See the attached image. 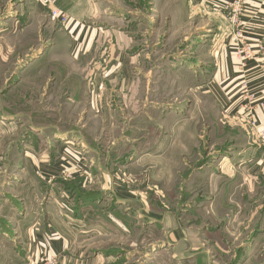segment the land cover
Segmentation results:
<instances>
[{
    "label": "rangeland",
    "instance_id": "obj_1",
    "mask_svg": "<svg viewBox=\"0 0 264 264\" xmlns=\"http://www.w3.org/2000/svg\"><path fill=\"white\" fill-rule=\"evenodd\" d=\"M131 1L143 6L144 9L147 7V0ZM230 2L231 0L221 2L201 0L200 3L197 0H155L154 12L150 10L148 14L146 10L142 12L143 18L140 17V20L142 18L144 23L153 20L155 24V33L150 39H154L156 43L154 46L147 41L145 44L149 45L131 49L132 55L139 50L140 55L137 60L143 67L138 70L140 72L138 75H136L138 71L133 69L135 77L138 78V81L136 80L138 86L142 90L150 80L149 89L147 88L151 92L149 101L167 104L166 106L172 109L171 112L181 106L183 112L177 115L183 116L188 121L189 127L180 131L174 130V127L168 129L169 123L174 119L164 124L163 118L150 110L148 112H151L149 114L154 121L142 117L141 111H147L149 101L141 98L138 102L139 110L130 111L131 115L139 116L129 122L128 130L132 125L133 129H136L133 135L139 139L143 138L144 144L149 143V145L152 137L161 135L162 132L165 135L170 134L168 143L164 142L165 139L166 141L169 139V135L152 150L160 153L154 155V158L162 155L161 152L166 146L172 147L170 153L164 159H145L132 167L108 169L109 177L94 175L80 167H75L76 165L71 170L62 171L56 176H42L24 162L26 145L32 149L37 148L39 144L42 146L40 143L43 137L42 131L37 133L34 129L39 128L40 122L48 124L52 119V113L51 107L45 105V102L50 100V94L47 93L42 97L36 94L37 89L29 88L26 93L21 87L22 84H19L18 77L24 67L37 68V65L32 63L33 56L37 53L43 51V58L47 55V58L51 60V56H48L51 48L41 46L38 49V46H29L25 50L17 45L18 41L11 46H6L4 44H8V40L4 41L1 38L12 33V29V32L0 35V264H241L246 259L241 252L244 246L235 248L234 251L231 248V253H224L216 247L215 249L208 247L209 252L201 253V246L194 247L184 243L182 246L179 238L180 230L193 231L199 236L204 229L203 225L210 223V227H217L224 232L222 239L227 240L228 236H233L232 241L237 246L248 240L247 234L253 237L257 236L258 232L257 229L252 231L255 225L253 224L251 231L248 232L247 228H244L243 234L242 228L247 223L243 222L242 215L237 219L238 221L233 220L232 212L240 214L244 211L249 213L250 210H256L255 217L252 219H256L260 212L262 214L260 222L264 216V177L259 180L256 178L250 180L253 187L257 184L260 186L256 196L252 189V197L249 199L251 203L253 200L257 201L258 206L253 203L247 206L249 209L245 208V210L244 207L219 208L221 215L216 223H212L210 219L205 221L201 217L202 212L204 216L208 215L210 207L186 206L184 201L187 195L202 188L199 186V179L208 175L207 170L206 175L205 173L195 175L197 165L193 162L201 160L198 154L195 155L198 152L197 147L202 153L204 152L203 158L207 161L205 166L208 167L207 165L211 164L213 168L223 167L213 158L218 154L225 153L220 160H227V154L241 146L264 149L247 119L223 109L209 95L200 96L192 75L184 77L181 72H176L180 66L175 59L172 60L178 57L186 58L191 63L186 65L188 68L191 67L189 70H195V65L199 69L196 61L202 62L204 71L211 67L210 46H206L207 49L202 44L195 48L194 42L197 39L212 40L214 36L222 34L226 27V30L229 29L231 11L227 6ZM27 20L31 21L29 18ZM128 24L129 27L134 25L132 20H129ZM212 26L216 27L213 29ZM206 42L205 45H207ZM42 45L44 46V43ZM24 56L27 58L26 61ZM144 57L147 59L142 60ZM52 58L58 62V56ZM28 60L29 64L26 65ZM216 61L214 59L215 66ZM50 63L47 61L44 65L48 66ZM68 66L69 64L66 63L65 68ZM25 81L30 82L27 79L22 82ZM88 83L92 89L94 79L88 80ZM44 91L50 90L47 88ZM94 97L96 100L99 99L98 94ZM252 97L256 100L254 95ZM144 104L146 107H143ZM42 107L46 109L43 110ZM90 112L95 114L97 111L94 109ZM151 123H154L158 129H150ZM149 130L154 135L148 133ZM82 131L84 132V129ZM186 135L194 137L190 144H187L185 140L182 141ZM85 144L83 140L74 141L69 150L63 147L62 153L68 152L71 155L73 152L74 156L75 154L80 157L87 156ZM145 146L140 148V152ZM108 150L103 149L101 154L112 155L113 152ZM207 152H215V154L208 158ZM150 161H155V165L148 163ZM121 163H127V161ZM261 165L264 166L263 157ZM102 183L110 185V191L112 188L121 190L113 191L116 197L107 192L102 200V196L99 195L102 193L97 189ZM126 196L133 197L131 204L115 205L116 198ZM241 198L239 196L238 199L241 200ZM101 200L103 201L101 205L97 204ZM58 204H63L60 210L56 208ZM127 207H130L131 211L129 208L127 210ZM146 207L151 214H148V210L145 214L143 213ZM51 210L57 212L56 216L61 227L72 233L69 247L54 255L40 248L37 251L32 247L30 240L31 233L38 225L43 227L46 224L45 227H47L45 219L48 212L52 213ZM224 210L226 211L222 213ZM164 214H171L172 218L170 227L166 230L167 233H163L167 224H157ZM261 226L260 231L264 233V223ZM260 237L261 254L248 258L246 264L264 263V238Z\"/></svg>",
    "mask_w": 264,
    "mask_h": 264
},
{
    "label": "crops",
    "instance_id": "obj_2",
    "mask_svg": "<svg viewBox=\"0 0 264 264\" xmlns=\"http://www.w3.org/2000/svg\"><path fill=\"white\" fill-rule=\"evenodd\" d=\"M154 1L147 0V7L144 9L143 6L136 5L131 0H50L49 3H39L37 0H0V35L13 31L1 38L4 41L7 39L9 42L4 45L11 46L18 41L17 45L20 48H25V50L29 46H38V49L41 46L51 48L49 50L51 53L48 55L51 56V60L47 58V55L43 58V51L37 53L33 56L32 62L35 63V66L37 65V68L24 67L18 77L19 84L25 86L21 85L26 93H28L29 88L37 89L36 94L42 97L47 93L50 94V100H47L45 105L51 107L52 119L48 122L49 125L40 122L39 128L34 129L37 133L42 131L43 137L40 142L42 146L39 144L37 148L32 149L26 145V152H24L26 155L23 157L24 162L37 174L56 176L62 171L71 170L76 165L75 167H80L94 175H107L109 177L108 169L132 167L145 161V159H153L154 155L160 153L152 150L163 139L168 138L167 135L170 137L167 141L165 139L164 143L170 141V134L165 135L159 131L161 135L152 137L149 140L150 145L149 143L144 144L143 138L139 139L133 135L136 129H133L132 125L129 126L130 130H128L129 122L139 116L131 115L130 111L135 109L137 112L140 99L144 98L145 101H149V93H151L148 91L150 80L147 81L146 88L140 90L138 86V78L135 77L134 70L138 71L143 67L139 65V60H137L140 55L139 50L132 55L131 49L156 43L154 39H150L155 33L153 20L146 23L142 20V12L145 10L147 14L149 10L154 12ZM197 1L201 2V0ZM50 9L58 11L59 14H64L67 17V22L61 23L56 17H52ZM140 17H142L141 20ZM28 18L31 19L30 22L27 20ZM129 20H132L134 25L129 27ZM239 23L244 25L242 43L253 48L254 59L246 62L245 67L240 66L242 58L236 54L235 48H239L240 45L235 44L230 37L235 30L231 24L229 29L226 30V27L222 34L214 36L215 38L212 40L207 41L205 39L203 42L197 39L194 42L195 48L202 44L205 48H207L206 46L211 48V67H208L206 71H204L205 68L202 67L200 61L195 62L199 65V69L195 65V70H189L191 67L188 68L186 65L191 63L186 58L178 57L172 58V60L175 59L180 66L176 72H181L184 77L192 75L200 96L209 95L217 102V105H221L230 113H237L242 117L240 105L243 101L244 92L247 91L249 95H254L257 103H261L263 107L256 104L253 108V116L258 131L264 133V0H250L244 15L239 19ZM215 27L212 26L213 29ZM147 41H150L149 44H145ZM54 51L57 52L54 53ZM53 56H58V62L52 58ZM23 58L26 61L27 58L25 56ZM144 59L147 58L144 57L142 60ZM214 59L217 60L216 66ZM47 61L51 62L48 66L44 65ZM28 62L29 60L25 64H29ZM66 63L69 66L65 68ZM139 73L138 71L136 75ZM207 76L209 77L206 78ZM145 77L147 78V76ZM203 78L205 80H202ZM24 79L30 80V82H22ZM48 79L50 80L47 81ZM91 79H94L92 89L88 83V80ZM47 88L50 90L49 92L44 91ZM39 89L41 90L39 91ZM96 94L99 95L98 100L94 97ZM148 105L146 112L141 111L142 117L154 121L149 114L151 112H148L150 110L163 118L164 124L170 122L172 118L174 119L169 123L168 129L174 127V130L180 131L189 127L188 121L183 116L177 115H181L183 112L181 106L171 112L172 109L170 110L166 106L167 104L149 101ZM92 107L97 111L95 114L90 112L94 111ZM143 107H146V104ZM41 109L44 110L46 107ZM124 111L127 112L124 113ZM243 118L245 117L243 116ZM46 126L48 129H45ZM150 127L152 130L156 128L154 123H151ZM147 132L154 135L151 130ZM193 139L194 137L186 135L182 141L185 140L187 144H190ZM80 140H83L84 144L86 143L87 156L80 157L76 154L74 156L73 152L71 155L68 152L62 153L63 147L69 150L74 141ZM108 144L116 145L108 147ZM143 145L146 146L140 152ZM171 148V146H166L165 150L161 152L162 155L154 159H164L170 153ZM197 148L196 151L198 152L195 155L198 154L201 160L196 163L193 162L197 165L195 166V175L202 173L206 175V170L208 175L199 179L201 189L194 190L193 194L184 198L186 206L210 207L208 215L205 214L204 216L202 212L201 217L205 221L210 219L212 223H216L221 215L219 208L244 207L245 210L248 208L247 206L253 203L258 206L257 201L253 200L251 203L249 199L252 197V189L255 193L254 196H256L260 186L257 184L253 187L250 180L251 178L259 180L264 177V166L261 165L262 157L264 162L263 148L259 150L257 147L241 146L236 151L227 154V160H220L225 153L213 157L215 152H207L206 157H213L218 161L217 164L223 165V167L216 168H213L211 164H208V167L205 166L207 161L203 158L204 152L202 153ZM103 149H109L113 152L112 155L101 154ZM119 160L121 162L127 161V163L117 162ZM129 160L131 162H128ZM148 163L155 165V161ZM97 189L102 193L99 194L102 196V200L107 192L116 197L113 191L121 190L120 188H112L110 191V185L108 186L106 183L99 184ZM51 190L54 191V189ZM239 196L244 199L239 200ZM102 200L97 204L101 205ZM132 200V196L116 198L115 205L131 204ZM67 203L69 202L67 201ZM60 206L62 207L63 204H58L56 208L59 209ZM128 208L130 209L127 207V210H129ZM146 210L149 211L148 214H151L147 207L143 211L144 214ZM60 212L62 213V211ZM56 213L55 210L52 213L48 212L45 219L47 227H45L46 224L43 227L38 225L34 229L35 231L31 233L33 237H30L32 247L36 250L40 248L48 251L50 255L66 250L72 235L70 231L64 230L63 226L61 227ZM232 213L233 220L236 221L242 215L243 222L247 223L242 228L243 234L245 233L244 228L250 232L252 225L255 224L252 231L257 229V236L250 237V234H247L249 235L248 240L246 239L243 241L244 243L241 242L235 246V242L232 241L233 236H228V239L224 240L222 239L224 232L217 227H210V223H205L203 225L205 230L203 229L199 236L193 231L180 230V244L201 246V253L209 252L207 251L209 250L208 247L212 249L216 247L221 251L223 250L224 253H231V248L234 251L235 248L244 246L241 252L244 253L246 259L241 264H246L248 258L261 254L259 246L262 244V240L260 236L264 238V233H261L260 230L261 224L264 223V216L260 222L262 216L260 212L256 219H252L255 217L256 210H250L249 213L245 211L240 214L239 212ZM170 219H172L171 214H164L162 220L158 221L157 224L159 225L160 223L167 224L163 233H167L166 230L171 224ZM88 221L91 224V221ZM229 240L231 241L229 242Z\"/></svg>",
    "mask_w": 264,
    "mask_h": 264
},
{
    "label": "built area",
    "instance_id": "obj_3",
    "mask_svg": "<svg viewBox=\"0 0 264 264\" xmlns=\"http://www.w3.org/2000/svg\"><path fill=\"white\" fill-rule=\"evenodd\" d=\"M249 0H231L228 4L227 8H230L231 11V25L235 28L232 34V40H234L235 44H239V48L236 49V54L242 58L240 66L245 67L246 62L252 61L254 59L252 55V48L242 43L243 40V29L244 25L239 23V19L245 13V5ZM37 2H46L49 3L50 0H37ZM51 16L56 17L61 23L67 22V17L64 14H59L58 11L50 9ZM238 47V46H237ZM242 104L240 105V111L242 116L247 119L248 124L255 130L257 133V137L263 143L264 146V133L262 131H258L256 126V121L253 116L254 107L258 104L260 107H263L261 103H257V100L253 99L252 95H249L247 91L244 92Z\"/></svg>",
    "mask_w": 264,
    "mask_h": 264
}]
</instances>
